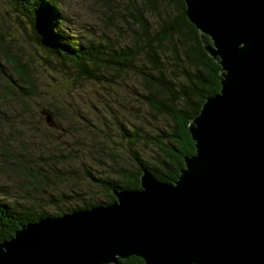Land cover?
Returning a JSON list of instances; mask_svg holds the SVG:
<instances>
[{"label":"trees","instance_id":"trees-1","mask_svg":"<svg viewBox=\"0 0 264 264\" xmlns=\"http://www.w3.org/2000/svg\"><path fill=\"white\" fill-rule=\"evenodd\" d=\"M98 1L96 21L116 38L73 22L66 0H0V242L28 223L110 204L115 190L140 189L144 171L174 183L195 153L191 121L220 92L211 39L188 20L184 0ZM20 35L44 54L41 64ZM54 128L76 138L48 152L40 140L49 143ZM92 161L110 169L92 171ZM79 180L102 198L85 196ZM65 184L76 192H49Z\"/></svg>","mask_w":264,"mask_h":264},{"label":"water","instance_id":"water-1","mask_svg":"<svg viewBox=\"0 0 264 264\" xmlns=\"http://www.w3.org/2000/svg\"><path fill=\"white\" fill-rule=\"evenodd\" d=\"M184 1L222 80L178 179L144 171L110 204L28 223L0 242V264H264V0Z\"/></svg>","mask_w":264,"mask_h":264},{"label":"rangeland","instance_id":"rangeland-1","mask_svg":"<svg viewBox=\"0 0 264 264\" xmlns=\"http://www.w3.org/2000/svg\"><path fill=\"white\" fill-rule=\"evenodd\" d=\"M96 0H66V7H67V14L69 16V18H71V20L77 24H79L80 26H85L88 27L89 29H91V31H94L95 34L97 35V38H101L103 32H105L106 30H104V26L103 25H99L98 21H96V17L98 14H100V8H103V3H101L100 1H98L97 3L95 2ZM1 4V3H0ZM96 6H95V5ZM99 5V6H98ZM3 12V8H0V12ZM0 22H3V17L2 19H0ZM9 23V21H8ZM15 25L13 27V29H15ZM19 28V27H18ZM108 35H110L113 38H116L113 33L111 34V32L106 31ZM18 42H21L22 46L24 47V50L26 51V55L31 57L32 59H35L34 61L38 63H42L43 61V53L40 50L34 49L33 47H30L29 42L25 39L24 35H20L19 37H17ZM34 49V50H33ZM42 71V68H38L36 72H40ZM45 75V73L43 74ZM39 76V75H38ZM51 79V78H50ZM44 90V89H43ZM59 97L56 96L55 100H53L56 103H59ZM94 99H98L97 93H94ZM97 101V100H96ZM98 102V101H97ZM147 117H149L152 121V124H154L155 126L159 127L162 126V121L158 120V119H154L153 117H151L150 115L146 114ZM88 117H90L89 115H86ZM55 131H48L46 130V136L48 138V142L47 143L45 140L42 141V139L40 140L41 143L44 146L45 150H47L48 152L52 149V145L51 142L53 141L55 147H58L59 149H61L63 151V149L61 148L62 146L64 147H68L71 144L72 139L76 138L73 136H67L65 135V133L63 131H59L58 128H54ZM107 132V131H106ZM72 138V139H71ZM51 140V141H50ZM85 140H87V138H85ZM117 140V139H116ZM59 142V144L57 143ZM112 144H114L112 142ZM121 145H123V143L121 142ZM86 146V148L91 149V144L89 146V144L84 145ZM115 146V145H114ZM116 150L115 153L117 155H121L122 158L127 157L126 152L122 151V152H118L117 151V146H115ZM124 150V149H122ZM152 154V153H150ZM96 156L97 153H95ZM92 164H94L95 166H93L92 168L89 166V168H91L92 171H97V173H101L103 170H109V167H100L98 164H95L94 161H92ZM79 185L77 186L78 188L81 189V191H84V195L85 196H91L93 198H102V195L100 194V191L97 188H93L91 186H89L88 184H85L86 182L83 180H79ZM85 182V183H84ZM5 183H7L6 178L0 176V185H6ZM54 187L51 188V190H49V192L51 193H60V192H65V194L67 195H72L75 191L74 187H71V184H65L64 186H59L55 189H53ZM83 196V194H82ZM19 199V201L22 202V198L21 195L17 196ZM82 198V197H81ZM75 201V200H74ZM77 202V201H76ZM74 203V202H73ZM49 211L52 215H55V208L53 207H49Z\"/></svg>","mask_w":264,"mask_h":264},{"label":"flooded vegetation","instance_id":"flooded-vegetation-1","mask_svg":"<svg viewBox=\"0 0 264 264\" xmlns=\"http://www.w3.org/2000/svg\"><path fill=\"white\" fill-rule=\"evenodd\" d=\"M122 261H125V264H144L143 259L136 256H131L127 259H121L119 260V264H124Z\"/></svg>","mask_w":264,"mask_h":264}]
</instances>
